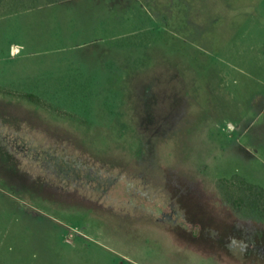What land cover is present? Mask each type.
I'll return each instance as SVG.
<instances>
[{
	"label": "rangeland",
	"instance_id": "obj_1",
	"mask_svg": "<svg viewBox=\"0 0 264 264\" xmlns=\"http://www.w3.org/2000/svg\"><path fill=\"white\" fill-rule=\"evenodd\" d=\"M0 264H264V0H0Z\"/></svg>",
	"mask_w": 264,
	"mask_h": 264
}]
</instances>
